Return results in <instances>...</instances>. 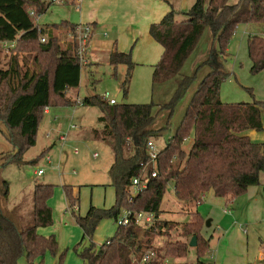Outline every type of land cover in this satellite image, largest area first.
Segmentation results:
<instances>
[{
    "label": "trees",
    "instance_id": "1",
    "mask_svg": "<svg viewBox=\"0 0 264 264\" xmlns=\"http://www.w3.org/2000/svg\"><path fill=\"white\" fill-rule=\"evenodd\" d=\"M49 5L43 0H0V55L4 54L2 43L15 42L7 52V68L0 67V122L14 152L6 159L17 164L22 154L35 145L44 109L73 106L75 102L67 94L77 89L80 82L82 66L76 57V45H60L51 30H42L36 24V16ZM254 23L264 24V0H194L187 11H170L149 27L150 37L163 49L153 67L151 83L153 86L174 78L176 88L169 103L109 105L97 95L81 100V106L95 107L100 112L98 127L83 129L80 136L85 141L108 145L112 162L107 174L114 192V204L108 209L89 207L84 217L72 212L83 237L91 239L103 219L112 218L116 223L123 210L153 215L148 225H117L104 243L85 247L77 253L82 264H186L169 260L187 257L192 238L195 264H202L208 241L201 236L203 218L193 207L208 191L216 197L233 199L252 186L262 184L264 189V144L251 142L244 135L262 131L264 102L225 104L219 98L220 85L228 77L222 68L227 45L238 25ZM50 27L67 32L75 29V25L66 22ZM205 29L210 31L217 50L212 48L211 57L198 67L206 66L209 71L197 84L179 125L158 149L155 161L150 162L146 144H154L164 130L153 128L156 115L168 111V123L195 81V73L181 78L178 74ZM42 36L44 43L39 41ZM246 50L250 72L256 74L264 69V36H249ZM108 62L114 70L124 65L129 71L133 64L129 53L117 51L109 53ZM30 63L34 70L29 73ZM121 94L122 100L126 91L123 89ZM188 139L191 143L185 151L183 144ZM138 175H143L141 182L146 186L129 202L128 188ZM168 184L174 199L185 204L188 221L183 224L160 218ZM53 191L51 184L34 186L31 224L24 229L15 218L19 209L0 208V264H17L21 256L26 264H42L45 255H57L55 237H43L36 232L52 224L48 200ZM63 192L71 208L75 203L71 188L64 186ZM159 238L165 240L157 247ZM148 252H153L154 257L142 263ZM62 259L63 254L58 257L59 264Z\"/></svg>",
    "mask_w": 264,
    "mask_h": 264
},
{
    "label": "rangeland",
    "instance_id": "2",
    "mask_svg": "<svg viewBox=\"0 0 264 264\" xmlns=\"http://www.w3.org/2000/svg\"><path fill=\"white\" fill-rule=\"evenodd\" d=\"M193 2L194 0H188L186 11ZM208 34V30L205 29L178 74V77L181 78L195 73V81L176 106L169 122H166L168 111H161L156 115L153 128H164L161 136L154 141V145L158 149L163 147L164 141L173 134L179 125L197 84L209 71L206 66L198 67L200 63L211 57L210 54L206 55L210 50ZM253 35L264 36V24L238 25L227 45L222 68L228 77L219 89V98L222 103L264 102V69L256 74L250 72V60L246 50L247 38ZM106 40L108 37L103 39V41ZM213 47L217 50L216 44ZM7 55L9 54L0 55L1 68L5 66ZM131 61L133 64L129 71L124 65L118 66L114 70L104 61L98 59L91 61L88 70L81 68L79 86L71 91L69 96L73 98L74 102L76 98L81 100L91 95L101 97L104 93H108L112 99H116L124 89L126 94L121 100L123 104L153 102L156 105H161L169 103L176 88L174 78L152 86L151 76L154 68L148 64L134 62L132 59ZM153 111L154 114L157 113L155 109ZM99 115L100 112L95 107H83L76 104L71 107L54 108L49 116L43 115L37 129L35 145L22 154L19 164L10 161L11 158L6 159L7 156L12 157L14 152L8 139V132L0 122V208L4 211L14 208L18 211L19 209L15 218L18 226L24 229L31 224L34 186L37 184L54 186L50 199L52 224L46 228H39L37 233L43 237L53 234L57 242L58 253L55 257L45 255L42 264H59L58 257L61 254H63L61 264H82L77 253L91 244L101 245L114 234L116 229L115 221L112 218H106L96 226L91 239L83 237V232L75 223L69 208L70 205L63 192L64 186L70 187L71 192L72 188L76 189L79 207L75 215L81 217L85 216V211L87 212L89 207L107 209L113 202V191L109 185L107 174L108 167L112 162V154L108 145L99 141H85L78 136L83 129L98 127L97 118ZM262 125L261 132L244 133L249 136L251 142L264 143V111L262 112ZM73 127L76 129L74 130ZM62 135L65 136V141L60 144L57 139ZM190 143L191 139L184 142L183 149L185 151ZM75 149L77 150L76 154H74ZM47 158H50V163L46 162ZM39 169H42L44 174L37 176L36 173ZM73 205L76 206V202ZM188 207L192 208V206ZM184 208L185 204L174 199L172 186L168 184L160 206L161 220L175 224L187 222ZM107 225L108 229H106ZM64 226L74 228L75 235L79 233L78 242L76 239H71V234L64 233ZM262 227L264 228V223ZM110 229L111 231H108ZM256 229L252 227L248 229V236L250 240L252 239L249 244L250 263L264 264L257 261L258 250L260 252L263 245L253 236L257 233ZM164 240V238L157 239L156 246H161ZM194 258L192 249L189 248L187 257L181 262L186 264L194 262L193 264H195V261L192 262ZM169 262H173V260H169ZM17 264H26L25 257L21 256ZM35 264H38V261Z\"/></svg>",
    "mask_w": 264,
    "mask_h": 264
},
{
    "label": "crops",
    "instance_id": "3",
    "mask_svg": "<svg viewBox=\"0 0 264 264\" xmlns=\"http://www.w3.org/2000/svg\"><path fill=\"white\" fill-rule=\"evenodd\" d=\"M187 4L188 0H81L79 10L66 4H51L44 13L36 16L35 21L42 30H51L52 35L59 40L62 46L69 43L67 38L69 32L54 30L50 26L61 22L72 25H90L92 35L85 54V65L82 66L87 70L91 61L97 59L113 68L108 62V55L113 51L129 53L134 62L154 67L160 59L163 49L150 37V25L158 23L170 11H186ZM208 32L207 37L211 50L214 49V43H212L209 30ZM106 37L108 40L103 41ZM208 52L206 55L210 54ZM9 57L10 55H7L5 58L3 70L8 66ZM28 66L30 73L34 67L31 63ZM70 93L71 91L67 95L69 96ZM69 98L73 100L72 97L69 96ZM76 100L78 99L76 98ZM81 100L79 99V101ZM53 109L49 108L44 115L49 116ZM80 134L79 137H81ZM244 135L249 138L247 134ZM57 140L59 142V138ZM71 195L76 202V211H78L79 204L75 188H72ZM113 203L114 192L111 206ZM48 205L50 207V200H48ZM193 208L203 218L201 236L208 241V251L201 259L202 264H252L250 263L251 250L249 248L252 239L250 240L248 236L250 227L258 228L255 230L257 233L253 236L263 247L260 252L258 250L257 261L264 263V244H262L264 241V228L262 227L264 223V189L262 184L249 187L243 195L233 199L216 197L212 191H208L202 201ZM85 213L87 212L85 211ZM106 229H108V225ZM74 230L70 226L63 228L64 233L71 234V239H76L78 242L79 233L75 235ZM190 248L194 254L193 247ZM182 260L173 259V263H184L181 262Z\"/></svg>",
    "mask_w": 264,
    "mask_h": 264
},
{
    "label": "built area",
    "instance_id": "4",
    "mask_svg": "<svg viewBox=\"0 0 264 264\" xmlns=\"http://www.w3.org/2000/svg\"><path fill=\"white\" fill-rule=\"evenodd\" d=\"M46 2H48L50 5L51 4H66L71 6L73 9L75 10H79L80 6H81V0H45ZM92 35V27L90 25L87 24H78L75 25V29L72 32H69L67 34V38L68 41L70 43H74L77 47L76 49V57L80 63L81 66L85 65V54H86V50L87 47L89 45L90 42V37ZM39 41L41 43H44L45 41V37L42 36L40 37ZM4 53H7L9 51V49H13L15 46V42H4L1 44ZM101 101L109 104V105H115L116 101L115 99H112L108 93H104L101 97H100ZM76 105H80L81 101L76 100L75 101ZM48 108L44 109V114L47 113ZM73 129L75 130L76 127H73ZM46 138H48V135H46ZM65 141V136H61L59 137V142L60 144L63 143ZM77 153V150H74V154ZM146 153L149 157V161L150 162H154L159 150L158 148L152 143V142H147L146 144ZM46 162L50 163V158L46 159ZM44 171L42 169H39L36 173L37 176L43 175ZM155 174L152 173L151 177H154ZM143 175H138L135 178L132 179L131 181V185L128 188V201L131 202L132 199L138 194L139 191H141L142 189L145 188V183L141 182ZM70 210L73 212H76L77 208L75 205H73ZM153 220V215L151 213H144V212H136L133 213L129 210H123L121 212V214L119 215V217L116 220V224L118 226H126L128 225V223L133 222L135 225H148L152 222ZM154 257V253L153 252H148L146 253L143 258H142V263H146L148 262L150 259H152Z\"/></svg>",
    "mask_w": 264,
    "mask_h": 264
},
{
    "label": "water",
    "instance_id": "5",
    "mask_svg": "<svg viewBox=\"0 0 264 264\" xmlns=\"http://www.w3.org/2000/svg\"><path fill=\"white\" fill-rule=\"evenodd\" d=\"M121 98H122V94H118L115 101H116V104H120L121 103ZM195 245V240L194 238L191 239L190 243H189V247H194Z\"/></svg>",
    "mask_w": 264,
    "mask_h": 264
}]
</instances>
